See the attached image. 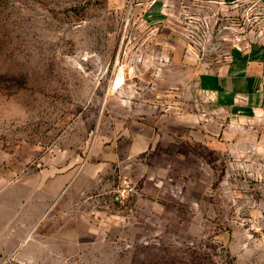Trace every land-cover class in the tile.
<instances>
[{
  "label": "rangeland",
  "instance_id": "rangeland-1",
  "mask_svg": "<svg viewBox=\"0 0 264 264\" xmlns=\"http://www.w3.org/2000/svg\"><path fill=\"white\" fill-rule=\"evenodd\" d=\"M236 46L264 48V0H0V199L30 206L27 264H264V108L200 86Z\"/></svg>",
  "mask_w": 264,
  "mask_h": 264
},
{
  "label": "crops",
  "instance_id": "crops-1",
  "mask_svg": "<svg viewBox=\"0 0 264 264\" xmlns=\"http://www.w3.org/2000/svg\"><path fill=\"white\" fill-rule=\"evenodd\" d=\"M200 86L220 106L231 108L235 113H259L264 108V48L245 50L236 46L225 65L202 74ZM17 186L0 188V195H11ZM30 212V206L24 208L21 210L24 217L18 219L16 207L0 199V264H8L11 259L19 264L29 263L36 244L33 242L36 222L29 223Z\"/></svg>",
  "mask_w": 264,
  "mask_h": 264
}]
</instances>
